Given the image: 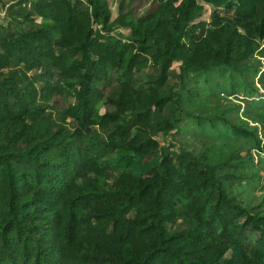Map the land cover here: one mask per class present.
Here are the masks:
<instances>
[{
    "label": "trees",
    "instance_id": "16d2710c",
    "mask_svg": "<svg viewBox=\"0 0 264 264\" xmlns=\"http://www.w3.org/2000/svg\"><path fill=\"white\" fill-rule=\"evenodd\" d=\"M131 2L0 0V264H264V0Z\"/></svg>",
    "mask_w": 264,
    "mask_h": 264
},
{
    "label": "rangeland",
    "instance_id": "374dc122",
    "mask_svg": "<svg viewBox=\"0 0 264 264\" xmlns=\"http://www.w3.org/2000/svg\"><path fill=\"white\" fill-rule=\"evenodd\" d=\"M121 1L123 0H107L110 13H111V19H114L117 15L118 12V6L120 5ZM128 1V0H124ZM150 1L151 0H132L131 5L135 10L136 15H142L150 6ZM200 3L201 0H198ZM14 0H2L3 6L6 8L10 4H12ZM204 6V13L202 18H200V21H209L210 13L212 12L213 8L211 6L205 5L202 3ZM2 6V5H1ZM5 10L3 8H0V24L6 25L5 21ZM182 42L188 44L189 40L187 38L182 39ZM262 88V87H261ZM238 104L239 100L233 97H227L226 95L220 94L218 99L216 98L215 100H212L210 103L206 104L207 107L209 108H214V107H221L224 108L228 104ZM104 112V109H101V113ZM230 117L232 120L236 122V115H234L233 112L229 113ZM159 141H162L161 137H158ZM264 139V138H263ZM180 140L182 141L183 144L187 145L190 151H195V152H200L204 148L202 143L206 141L205 137H201L194 129L191 127H188L187 131L183 133L180 137ZM254 154V159H255V164L257 165V169L259 164L258 163V157L262 156V153L257 152L256 150H252ZM262 167H264V163L262 164ZM261 179L259 181L260 185H264V170L262 169L261 171ZM244 197H250L254 203L259 202L261 200V197L264 196V191L261 192L255 191V192H248L247 190L244 191L243 193Z\"/></svg>",
    "mask_w": 264,
    "mask_h": 264
}]
</instances>
